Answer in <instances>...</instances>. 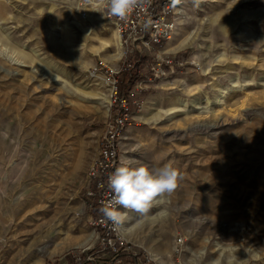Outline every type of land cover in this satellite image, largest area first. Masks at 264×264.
<instances>
[{"label":"rangeland","instance_id":"rangeland-1","mask_svg":"<svg viewBox=\"0 0 264 264\" xmlns=\"http://www.w3.org/2000/svg\"><path fill=\"white\" fill-rule=\"evenodd\" d=\"M102 5L0 0V264L110 257L84 196L111 103L89 75L121 62ZM160 53L181 66L147 56L119 76L116 167L171 161L183 180L145 213L120 209L116 234L138 264H264V0H189Z\"/></svg>","mask_w":264,"mask_h":264},{"label":"built area","instance_id":"built-area-1","mask_svg":"<svg viewBox=\"0 0 264 264\" xmlns=\"http://www.w3.org/2000/svg\"><path fill=\"white\" fill-rule=\"evenodd\" d=\"M189 0H150L143 9L135 10L127 20L121 21L108 14L102 5L103 17L113 25L120 44V64L108 67L98 61L91 69V75H101L109 83L110 114L99 140L98 159L92 172V179L86 189L88 197H95L99 206L105 205L112 193L108 188V178L114 172L118 160V143L125 128L131 121V102L128 97L119 94V76L124 71L134 69L135 62L150 56L155 66L166 64L168 66H181L169 59H163L160 49L171 40L181 15V9ZM137 57L138 60L133 61ZM151 70H154L152 67ZM158 73V70H154ZM150 81V80H149ZM93 187L91 188V186ZM89 208L93 205L89 204ZM96 226L105 228V239H100L101 245L111 249L117 254L115 245L123 247L125 244L116 234L118 228L108 219L99 218ZM119 263V261L117 262Z\"/></svg>","mask_w":264,"mask_h":264},{"label":"clouds","instance_id":"clouds-1","mask_svg":"<svg viewBox=\"0 0 264 264\" xmlns=\"http://www.w3.org/2000/svg\"><path fill=\"white\" fill-rule=\"evenodd\" d=\"M108 14L125 21L138 9H143L150 0H101ZM179 0H174V3ZM182 173L169 161L159 167H148L132 158L125 157L120 166L108 178V188L112 196L100 211L119 228L127 218V212L120 209L141 213L160 202V198L171 194L179 182Z\"/></svg>","mask_w":264,"mask_h":264},{"label":"trees","instance_id":"trees-1","mask_svg":"<svg viewBox=\"0 0 264 264\" xmlns=\"http://www.w3.org/2000/svg\"><path fill=\"white\" fill-rule=\"evenodd\" d=\"M148 57H144L142 59H140V62H144L145 59H147ZM119 86V94L121 97L126 96L124 94V88L121 86V83L119 82L118 84ZM128 97V100L130 101V97ZM93 187V185L91 186V188ZM84 196L86 198L87 204H92L93 205V210L95 211H100L101 206L97 205L96 203V198L95 197H88L86 195V192H84ZM101 212V211H100ZM99 218H103V219H107L103 213L102 216H95V222L99 219ZM98 228V232H99V236L100 239H105V234H106V230L105 228H102L101 226H97ZM117 254L115 255L114 252L111 251L110 248L106 247L105 250L107 251V253L110 255V257H108L109 259H105L104 264H138L137 260L138 258L132 257L126 248H128V246L124 245L123 247L118 246V244L115 245ZM78 263L77 264H100L101 262L97 261V260H93L90 261L86 258L85 253H80L78 255ZM119 261V263H117Z\"/></svg>","mask_w":264,"mask_h":264},{"label":"bare ground","instance_id":"bare-ground-1","mask_svg":"<svg viewBox=\"0 0 264 264\" xmlns=\"http://www.w3.org/2000/svg\"><path fill=\"white\" fill-rule=\"evenodd\" d=\"M93 6H96L95 4L93 5ZM114 31H115V29H114ZM115 33H116V31H115ZM116 35H117V33H116ZM116 35H115V39L117 40V38H118V35H117V37H116ZM118 42H119V39H118ZM119 46H120V44H119ZM171 46V45H170ZM169 48V47H168ZM4 51H5V49H3ZM6 52V51H5ZM121 54V53H120ZM13 62H15L17 65H21L22 63L21 62H19L16 58H14L11 54H9V55H7ZM31 67V69L32 70H34L35 72H38L39 74H41L42 76H44V72H42L39 68H37V67H34V66H30ZM52 67V66H51ZM90 77H93V78H96V77H99V78H101V82H102V84L107 88V90H108V92H109V83H107L103 78H102V76L101 75H89ZM53 77H48L47 79H48V81H50L51 79H52ZM198 102V101H197ZM110 103V102H109ZM196 105V104H195ZM93 165V164H92ZM15 201V200H14ZM9 212H11V216H13L14 215V213H13V211H12V209L9 211ZM17 215V214H16ZM3 218H5V216H3ZM50 223V222H49ZM54 223V222H53ZM54 225V224H53ZM44 226V225H43ZM24 227V226H23ZM21 228V227H20ZM28 229V228H27ZM120 229H121V233H125L126 232V230H125V227L123 226V224L120 226ZM21 230V229H20ZM26 230V229H25ZM38 232V231H37ZM49 232V231H48ZM21 233V232H20ZM34 233V232H33ZM126 234H128V232L126 233ZM125 234V235H126ZM40 236V235H39ZM38 236V237H39ZM41 238V237H40ZM39 238V239H40ZM38 241V240H37ZM34 242V241H33ZM46 245L44 246V247H42L41 248V251H43L44 249H46ZM40 250V249H39ZM227 255V254H226ZM252 256V255H251ZM254 257V256H253ZM246 260V259H245Z\"/></svg>","mask_w":264,"mask_h":264},{"label":"crops","instance_id":"crops-1","mask_svg":"<svg viewBox=\"0 0 264 264\" xmlns=\"http://www.w3.org/2000/svg\"><path fill=\"white\" fill-rule=\"evenodd\" d=\"M117 55V54H116Z\"/></svg>","mask_w":264,"mask_h":264}]
</instances>
